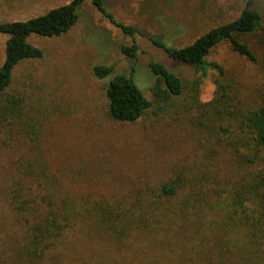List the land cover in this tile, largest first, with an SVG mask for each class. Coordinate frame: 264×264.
I'll use <instances>...</instances> for the list:
<instances>
[{"label": "trees", "instance_id": "obj_1", "mask_svg": "<svg viewBox=\"0 0 264 264\" xmlns=\"http://www.w3.org/2000/svg\"><path fill=\"white\" fill-rule=\"evenodd\" d=\"M87 1L72 0L44 15L0 24V35L9 37L0 68V124L10 125L12 134L16 129L17 136L33 147L16 159L17 177L6 190L16 234L10 241L0 240V264H66L63 250L84 239L86 232L106 250L107 244L127 250L135 245L133 239L139 242L135 237L143 238L169 255L172 263L173 258H180L181 264H235L253 258L254 246L264 241V103L247 106L223 66L208 56L227 44L238 56L258 62L247 41L263 30L257 0H246L236 18L183 47L174 45L176 33L167 39L148 36L136 26L118 22L105 0H90L126 36L145 38L172 60L195 68L200 79L183 105L207 137L200 155L173 168L167 180L100 198L74 193L44 162L40 154L44 124L11 88L22 63L44 57L31 38L66 35L78 24ZM138 49L136 44L123 46L122 53L136 60ZM149 68L155 78L152 101L136 84L135 65L131 75L116 74L112 66H95L96 78L109 81L106 96L112 121L135 124L155 103L182 98L186 87L178 75L158 62ZM210 74L217 76L216 91L210 102L201 103V81ZM221 153L227 163L219 158Z\"/></svg>", "mask_w": 264, "mask_h": 264}, {"label": "rangeland", "instance_id": "obj_2", "mask_svg": "<svg viewBox=\"0 0 264 264\" xmlns=\"http://www.w3.org/2000/svg\"><path fill=\"white\" fill-rule=\"evenodd\" d=\"M71 1L0 0V24L26 21ZM245 2L105 0V6L118 22L136 26L148 36L167 39L176 33L173 43L183 47L211 28L236 18ZM255 7L264 15V0H257ZM263 31L264 24L263 30L247 39L258 56L256 64L235 54L227 44L208 56L209 61L223 66L227 80H233L234 89L249 107L264 103ZM8 39L0 35V68L6 59ZM31 42L42 49L44 57L22 63L11 88L25 99L26 110L34 111L42 120L40 154L68 189L78 195L112 197L147 183L165 181L173 168L200 155L207 137L197 130L192 122L194 116L187 115L183 105L200 79L193 66L172 60L145 38L126 36L90 0L81 8L78 24L66 35L35 36ZM134 44L139 48L136 60L122 53L123 46ZM153 62L164 64L183 80L186 90L182 98L167 104L155 103L135 124L112 121L106 96L109 81L96 78L95 66H112L116 74L131 75L135 65L136 84L152 101L155 78L149 67ZM216 79V75L210 74L201 81V103L213 99ZM14 130L12 134L10 125L0 124V240L4 241L16 234L6 190L17 177L16 159L33 148ZM237 136L241 140L242 135ZM219 158L226 160L223 153ZM88 234L63 250L66 264H181L180 258L169 262V255L156 251L143 238L135 237L139 242L133 239L135 245L119 251L108 244L106 250ZM254 252L253 258L243 262L239 259L235 264H264V241L254 246Z\"/></svg>", "mask_w": 264, "mask_h": 264}]
</instances>
